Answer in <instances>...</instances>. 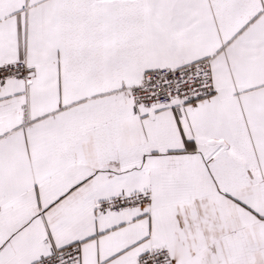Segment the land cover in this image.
<instances>
[{"label": "snow or ice", "instance_id": "1", "mask_svg": "<svg viewBox=\"0 0 264 264\" xmlns=\"http://www.w3.org/2000/svg\"><path fill=\"white\" fill-rule=\"evenodd\" d=\"M0 264H264V0H0Z\"/></svg>", "mask_w": 264, "mask_h": 264}]
</instances>
